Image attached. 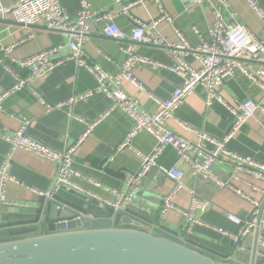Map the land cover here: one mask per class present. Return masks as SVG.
Returning a JSON list of instances; mask_svg holds the SVG:
<instances>
[{
    "label": "crops",
    "instance_id": "0c3cea01",
    "mask_svg": "<svg viewBox=\"0 0 264 264\" xmlns=\"http://www.w3.org/2000/svg\"><path fill=\"white\" fill-rule=\"evenodd\" d=\"M131 1L120 0V3L126 4ZM60 2L72 18H75L81 10L80 0H60ZM161 2L174 19L176 28L193 45H198L201 37L211 40L210 30L214 22L211 4L196 5L192 3V0H161ZM257 2L264 8V0H257ZM2 3L5 6H11L14 4V0H2ZM229 3H231L230 8L223 10L224 20L229 25H233L235 22L241 23L257 36L264 38V24L247 3L244 0H229ZM90 4L96 10L110 11L119 7L118 1L114 0H90ZM131 13L134 18L144 24L145 29L152 30L159 17V7L154 2H148L133 7ZM115 24L127 36H130L135 29V23L125 15L118 16L115 19ZM107 25V22L92 23L90 40L84 46V50L91 63L99 65L110 75H117L124 60V53L115 40L104 35L103 32ZM155 29L169 43L177 42L174 31L166 23L157 25ZM24 35L25 31L20 30L12 19L0 21V58L2 59L0 62V95L15 83L14 77L5 70V65H10L20 76L25 77L28 74L27 71H18L17 62L19 60L25 59L39 49L57 45L65 46L63 54L69 52L68 40L64 35L55 31L38 30L35 39L18 45L12 54L6 57L3 48L12 45ZM134 51L142 57L164 64H172L171 58L159 47L136 43ZM186 58L190 64L198 67L195 57L190 55ZM133 74L148 93L161 99H168L183 82L179 75L169 70L163 69L154 72L142 64L136 66ZM122 87L130 97L139 101L144 110L151 113L157 110L156 104L146 92H141L129 83H124ZM96 88L97 82L94 77L85 68L78 67L73 62L58 67L34 84V89L51 104L65 103L75 95L91 92ZM194 93L184 99L177 110L176 118L194 130H204L215 139L225 138L234 121L230 110L218 101L207 108L205 93L200 86ZM219 93L230 105H233L235 100L257 101L262 95L260 89L240 73H237L235 78L226 80L219 89ZM109 105L110 102L105 95L95 94L85 101L75 103L71 109L62 108L48 113L45 107L34 98L31 89L26 88L12 93L3 101L0 109V124L8 130L15 131L20 127L23 118L30 119L32 124L28 133L32 138L55 150H63L75 144L85 129V126L76 118H72L69 113L74 117L94 121L105 113ZM132 126V119L121 109H116L103 119L77 149L74 157V168L82 177H72V181L83 189L84 192H76L85 196L86 200L70 196L67 191L57 193L61 197L69 198L74 203L86 206L88 217L93 216L95 227L124 226L122 218L125 215L117 216V218L112 210H101L98 202L89 200L86 193L92 192L102 199L113 200L114 195L111 192L127 189L126 178L139 173L141 160L130 151L120 153L112 162H108ZM169 127L174 133L187 140L194 139L191 132L181 128L175 121H170ZM133 146L142 155H150L156 146V141L152 135L143 132L134 139ZM228 146L234 153L264 163V131L255 120L248 121L243 125L241 130L229 141ZM207 147L213 148L210 144ZM9 151L10 145L0 139V168ZM159 164L165 167L174 166L184 174L183 184L187 189L182 190L174 197L173 203L176 207L183 210L190 209L194 197L204 201L208 204L207 210L196 212L195 217L203 220L209 226L221 228L233 234L238 226L226 218L227 213L245 220L249 219L252 212V205L249 202L229 189L218 188L208 178L195 177L190 165L180 160L171 147L164 151L159 159ZM10 174L17 183L8 185L6 199L17 206H4L0 203V224L10 223L6 228L10 230L35 229L42 225L43 220L42 218L34 220L41 197L33 190L40 192L51 190L57 177V167L31 153L17 151L11 164ZM213 174L218 180L227 181L233 175V169L227 164L219 162L213 167ZM241 178L242 181L238 180L234 183L235 187L240 188L253 199L264 202V184L254 180L248 174H242ZM253 185L262 187L263 192H254L251 187ZM174 186L175 184L158 169H152L146 177L141 179L132 210H138L143 217L156 225L161 224L163 230H158L161 236L186 245L215 261L251 264L254 239L249 242V246L236 247L232 245L231 239L204 226L196 227L193 235H189L186 241H180L174 236V233L184 231L186 218L171 211L163 220L159 219L163 199L172 192ZM262 217L261 223H264V212ZM131 219L136 220V217L132 215ZM260 235H264L262 228H260ZM256 264H259L258 258H256Z\"/></svg>",
    "mask_w": 264,
    "mask_h": 264
},
{
    "label": "built area",
    "instance_id": "2783aa9c",
    "mask_svg": "<svg viewBox=\"0 0 264 264\" xmlns=\"http://www.w3.org/2000/svg\"><path fill=\"white\" fill-rule=\"evenodd\" d=\"M114 1H118L119 7L106 11L93 9L90 0H80L81 10L75 18H72L63 8L60 0H14V4L11 6H5L0 0V21L12 19L20 30L25 31V35L21 36L18 41L3 48L6 57H9L18 45L35 39L38 30L61 33L67 38L69 48L67 54L62 53L65 48L64 45L39 49L25 59L19 60L17 62L18 71H27L28 74L25 77L20 76L10 65H5V70L14 77L15 83L9 90L0 95V109L3 101L9 95L26 88L31 89L34 98L45 107L48 113L62 108L71 109L75 103L85 101L95 94L105 95L110 102L105 113L94 121L74 117L69 113L72 118H76L81 122L85 129L75 144L63 150H55L32 138L28 133L32 124L30 119L23 118L20 127L15 131L8 130L0 124V139L10 145V151L0 168V203L4 206H17L6 199L8 185L17 183L16 179L10 174L11 164L17 151L31 153L57 167V177L51 190L46 192L33 190L39 197L51 200L60 191L84 192L77 183L72 181V177H82L74 168V157L77 149L103 119L116 109H121L132 119L133 126L126 133L123 141L115 149L108 162H112L118 154L130 151L141 160L140 171L138 174L126 178L127 189L111 192L114 195L113 200L102 199L98 195L88 192L86 194L89 200L97 201L101 210H112L116 217L125 215L131 218L132 215L135 216L136 220H132L138 222L140 229L145 232L163 230L161 224L156 225L143 217L138 210H132L134 197L141 179L156 168L175 184L172 192L163 199L159 219L163 220L171 211L177 212L186 218L184 231L174 233L177 239L186 241L189 235H193L196 227L204 226L231 239L232 243H237L241 236L246 237L257 227L258 214L263 200L253 199L246 195L240 188H236L234 183L238 180L242 181V174H248L254 180L264 184V163L234 153L229 148L228 143L248 121H257L264 131V38L257 36L241 23L235 22L233 25H229L224 20L223 10L230 8L231 3H229V0H192V3L196 5L209 3L213 9L214 22L210 30L211 40L201 37L196 46L176 28L174 19L164 8L161 0H132L126 4H121L120 0ZM244 1L264 24V8L260 3L257 0ZM148 2H154L159 7V17L155 21L152 30L145 29L144 24L134 18L131 13L133 7ZM233 14L232 16H234ZM120 15L127 16L135 23V29L130 36L125 35L115 24V19ZM93 22H107L108 25L104 29V35L115 40L122 48L124 60L117 75L108 74L99 65L91 63L86 56L84 46L90 40ZM161 23L171 26L177 37L176 43H169L155 29ZM136 43L161 48L171 58L172 64H164L138 55L134 51V44ZM190 55L196 58L197 68L188 62L186 57ZM0 62H2L1 58ZM69 62L85 68L96 80L97 88L91 92L75 95L65 103H48L34 89V84L58 67ZM140 64L145 65L154 72L163 69L169 70L179 75L183 82L168 99L156 97L152 93H148L133 74L136 66ZM237 73L247 77L252 84L260 89L262 95L259 100H235L233 105L224 100L219 93V89L226 80L235 78ZM124 83H129L141 92H146L148 97L156 104L157 110L153 113L144 110L138 100L130 97L125 92L122 87ZM199 86L202 87L205 93L207 108L218 101L230 110L234 117L229 134L223 139H215L204 130H194L176 118L177 110L184 99L195 94L194 92ZM170 121H175L181 128L191 132L194 139L187 140L174 133L169 127ZM143 132L152 135L156 141V146L150 155H142L133 146L134 139ZM208 144L212 145L213 148H208ZM168 147L176 152L180 160L190 165L192 174L195 177L208 178L218 188L229 189L252 205V212L249 216L250 222L245 229H241L238 235H235L221 228L209 226L203 220L197 219L195 213L206 211L208 204L195 197L192 199L191 207L188 210H183L174 205V197L187 188L183 184L184 174L181 170L174 166L165 167L159 164L160 157ZM219 162L227 164L233 169V175L227 181L218 180L213 174V167ZM251 187L254 192H263L262 187L258 185ZM90 217L93 219V216ZM226 218L237 226L246 221L230 213L226 214ZM259 227L264 229V223H260ZM259 241L257 258L259 264H264V235L260 236Z\"/></svg>",
    "mask_w": 264,
    "mask_h": 264
},
{
    "label": "water",
    "instance_id": "95a60500",
    "mask_svg": "<svg viewBox=\"0 0 264 264\" xmlns=\"http://www.w3.org/2000/svg\"><path fill=\"white\" fill-rule=\"evenodd\" d=\"M69 194L86 200L77 192ZM263 212L264 202L253 235L232 243L249 246L254 239L251 264H256ZM87 213L86 206L66 197L41 198L34 218H42L39 227L10 230L6 229L10 223L0 224V264H231L215 261L156 231L145 232L130 217L122 218L123 227L100 228ZM249 222L246 219L234 234Z\"/></svg>",
    "mask_w": 264,
    "mask_h": 264
}]
</instances>
